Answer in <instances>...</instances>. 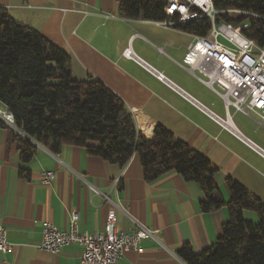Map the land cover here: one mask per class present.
<instances>
[{
	"label": "crops",
	"instance_id": "1",
	"mask_svg": "<svg viewBox=\"0 0 264 264\" xmlns=\"http://www.w3.org/2000/svg\"><path fill=\"white\" fill-rule=\"evenodd\" d=\"M0 9L61 49L69 57L72 79L98 81L118 97L145 138L162 127L207 159L225 203L227 179L264 203V157L178 92L217 117H227L222 98L185 65L196 36L166 23L121 18L116 0H0ZM127 50L173 87L126 58ZM228 116L242 139L264 153V121L233 108ZM9 131L0 128V225L12 246L2 257L4 264H79V245L64 246L56 254L38 248L43 224L65 231L73 212L79 231L88 234L104 232L111 209L119 232L132 233L135 222L156 232L141 241L140 252L125 250L118 264H185L179 249L189 245L199 253L209 248L228 219L225 207L201 212V191L174 171L145 182L136 156L120 168L83 148L65 145L54 155L37 145L33 159L22 164ZM20 169L30 172L29 179L19 176ZM46 172L53 174L48 183L43 181ZM244 216L258 220L251 212Z\"/></svg>",
	"mask_w": 264,
	"mask_h": 264
},
{
	"label": "trees",
	"instance_id": "2",
	"mask_svg": "<svg viewBox=\"0 0 264 264\" xmlns=\"http://www.w3.org/2000/svg\"><path fill=\"white\" fill-rule=\"evenodd\" d=\"M119 15L128 20L166 23L194 36H206L208 17L190 9L182 17L167 0H116ZM216 23L241 28L264 48V0H212ZM69 57L37 31L14 21L0 9V106L13 118L9 129L22 164L35 156L37 145L57 155L62 146L83 148L87 155L124 168L136 156L143 180L150 183L174 171L201 191L200 210L222 207L228 219L209 248L195 253L189 245L177 252L185 264H264V203L241 185L226 180L225 203L214 182L215 168L202 155L162 127L149 139L141 135L124 104L98 81H75ZM29 179L30 172L20 169ZM257 216L254 223L244 213Z\"/></svg>",
	"mask_w": 264,
	"mask_h": 264
},
{
	"label": "built area",
	"instance_id": "3",
	"mask_svg": "<svg viewBox=\"0 0 264 264\" xmlns=\"http://www.w3.org/2000/svg\"><path fill=\"white\" fill-rule=\"evenodd\" d=\"M167 4L182 17L187 16L190 9H197L210 19L209 33L206 36L195 37L194 42L188 47L184 62L193 75L195 71L201 75V78H197L199 81L222 98L227 117L225 119L217 117L182 91H177L222 129L243 140L250 149L264 157V153L258 147L242 139L232 127L228 116V109L233 108L245 116L255 114L264 121V48L257 47L253 40L245 37L241 33V28L216 23L218 12L213 8L212 0H167ZM226 32H233V39H226ZM124 55L152 72L157 80L173 87L162 75L134 57L130 50ZM0 120L8 128L17 131L12 115L2 106H0ZM43 177V181L48 183L53 178V174L46 172L43 173ZM114 222V210L111 209L107 215L104 232L88 234L79 231L77 214L70 213L68 229L65 231L58 230L50 223L43 224L42 239L38 248L56 254L64 246L75 244L83 248L79 264H118L125 250L140 252L141 241L154 238L156 234L137 222H135L137 229L132 233L119 232ZM11 250L12 246L7 240L5 230L0 225V264H4L3 255L10 253Z\"/></svg>",
	"mask_w": 264,
	"mask_h": 264
},
{
	"label": "bare ground",
	"instance_id": "4",
	"mask_svg": "<svg viewBox=\"0 0 264 264\" xmlns=\"http://www.w3.org/2000/svg\"><path fill=\"white\" fill-rule=\"evenodd\" d=\"M226 39H233V32H226Z\"/></svg>",
	"mask_w": 264,
	"mask_h": 264
},
{
	"label": "water",
	"instance_id": "5",
	"mask_svg": "<svg viewBox=\"0 0 264 264\" xmlns=\"http://www.w3.org/2000/svg\"><path fill=\"white\" fill-rule=\"evenodd\" d=\"M246 117H248V118H249V116H246Z\"/></svg>",
	"mask_w": 264,
	"mask_h": 264
},
{
	"label": "snow or ice",
	"instance_id": "6",
	"mask_svg": "<svg viewBox=\"0 0 264 264\" xmlns=\"http://www.w3.org/2000/svg\"><path fill=\"white\" fill-rule=\"evenodd\" d=\"M181 10H183V9H181Z\"/></svg>",
	"mask_w": 264,
	"mask_h": 264
}]
</instances>
